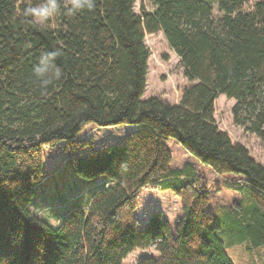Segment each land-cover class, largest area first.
I'll use <instances>...</instances> for the list:
<instances>
[{"label":"trees","instance_id":"obj_1","mask_svg":"<svg viewBox=\"0 0 264 264\" xmlns=\"http://www.w3.org/2000/svg\"><path fill=\"white\" fill-rule=\"evenodd\" d=\"M147 1L140 15L134 0H96L93 10L71 15L61 0V12L39 25L22 15L38 0H0V264H123L153 245L156 256L135 264H234L223 233L247 254L264 247V166L214 120L223 94L235 100L233 123L264 139V0L249 9L248 0ZM156 32L192 83L177 104L142 99L144 37ZM57 48L63 76L45 92L32 68ZM118 125L134 127L121 143L94 148L81 137L88 126ZM167 139L217 175L240 179L233 186L241 199L207 210L200 179L170 168ZM60 144L68 157L59 169L101 186L55 227L29 204L55 172L44 168L45 148ZM147 187L180 199L174 233L161 211L143 226L134 216Z\"/></svg>","mask_w":264,"mask_h":264},{"label":"rangeland","instance_id":"obj_2","mask_svg":"<svg viewBox=\"0 0 264 264\" xmlns=\"http://www.w3.org/2000/svg\"><path fill=\"white\" fill-rule=\"evenodd\" d=\"M256 1L258 0H248L245 9L252 8ZM142 7L148 11L150 9L149 2L134 0L135 13L140 15ZM213 14L219 15L215 7ZM144 41L149 51V57L142 99L157 97L169 104H177L182 90L192 84L184 77L183 66L179 58L171 50L161 32L145 34ZM234 104V99L227 98L223 94L218 95L214 102L215 123L228 134L232 142L244 146L250 156L264 166V139L245 132L233 123L231 108ZM131 131L132 129L128 125L104 127L103 129L88 126L81 133V137L89 138L95 148L106 144L121 143ZM171 140L173 139L167 141V147L173 153L172 167H174L177 165V161H185L186 158L181 156L177 145ZM67 157L68 154L62 150L61 144L45 148L44 168L49 173L55 172L34 188L29 204L33 215L47 219L55 227L59 225L61 216L75 205H83L97 187L101 186V184L94 185L99 182V178L86 179L75 175L67 167L59 169L64 165ZM201 170L203 178L200 185L208 192L209 197L207 210L216 203L230 206L233 202L241 199V191L233 186V182L237 178L228 175L210 176L207 171ZM149 190L142 189L140 192L134 216L138 219L140 226H143L147 217L155 209H161L169 223L171 233H174V227L181 218L180 199L170 193L163 194ZM221 237L225 242L228 256L234 264H264V247L252 254H247L242 245H236L235 241H230L225 233L221 234ZM230 242L235 244L231 245ZM154 248L153 245L143 253L138 249L134 250L123 261V264H135L136 260L141 257L156 256Z\"/></svg>","mask_w":264,"mask_h":264},{"label":"clouds","instance_id":"obj_3","mask_svg":"<svg viewBox=\"0 0 264 264\" xmlns=\"http://www.w3.org/2000/svg\"><path fill=\"white\" fill-rule=\"evenodd\" d=\"M96 0H66L63 4L64 10L71 15L82 10H93ZM61 0H38L37 3L29 2L23 9L22 15L30 18V23L44 25L50 22L61 12ZM62 55L61 49L40 53L37 62L33 65L32 72L42 91H47L49 85L59 81L63 76L60 66L55 64L58 57Z\"/></svg>","mask_w":264,"mask_h":264},{"label":"crops","instance_id":"obj_4","mask_svg":"<svg viewBox=\"0 0 264 264\" xmlns=\"http://www.w3.org/2000/svg\"><path fill=\"white\" fill-rule=\"evenodd\" d=\"M98 128H100V127H98ZM103 128H101V129H103ZM133 128H134L133 126H130V129H133ZM168 140L169 139H167L165 141L166 146H167V141ZM171 141H173V143H175V145H177V147H178L177 150L180 151L181 156H183L184 158H186L185 161H182V160L177 161V165H175L174 167H172L173 153H171V151L169 150L170 151V154H171L170 168L172 170H183L184 171V175L196 176L197 178L200 179V181H202V178H203L202 175H201V171H202L201 169L207 171V173L210 176H212V175L215 176V177L218 176L210 167L201 164L196 158H194L185 149H183L176 141H174V140H171ZM143 189L149 190L150 188L147 187V188H143ZM141 191H142V189L140 190V192ZM156 192L157 193L161 192L163 194L164 193H170L168 191H156ZM171 195H173V194H171ZM173 196H175V195H173ZM155 210L161 211L162 214H163V216H165L164 215V212L161 209H155Z\"/></svg>","mask_w":264,"mask_h":264},{"label":"bare ground","instance_id":"obj_5","mask_svg":"<svg viewBox=\"0 0 264 264\" xmlns=\"http://www.w3.org/2000/svg\"><path fill=\"white\" fill-rule=\"evenodd\" d=\"M237 178V177H236ZM238 181V185H242L243 183H241V180L240 179H236ZM237 184V183H236Z\"/></svg>","mask_w":264,"mask_h":264},{"label":"built area","instance_id":"obj_6","mask_svg":"<svg viewBox=\"0 0 264 264\" xmlns=\"http://www.w3.org/2000/svg\"><path fill=\"white\" fill-rule=\"evenodd\" d=\"M236 182H238V181L236 180Z\"/></svg>","mask_w":264,"mask_h":264}]
</instances>
